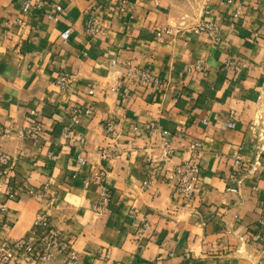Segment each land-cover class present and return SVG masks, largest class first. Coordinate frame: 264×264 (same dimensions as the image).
<instances>
[{
	"label": "crops",
	"instance_id": "obj_1",
	"mask_svg": "<svg viewBox=\"0 0 264 264\" xmlns=\"http://www.w3.org/2000/svg\"><path fill=\"white\" fill-rule=\"evenodd\" d=\"M191 159L185 199L165 175ZM40 216L47 264H264V0H0V246Z\"/></svg>",
	"mask_w": 264,
	"mask_h": 264
},
{
	"label": "built area",
	"instance_id": "obj_2",
	"mask_svg": "<svg viewBox=\"0 0 264 264\" xmlns=\"http://www.w3.org/2000/svg\"><path fill=\"white\" fill-rule=\"evenodd\" d=\"M33 5L31 1L26 2L23 5V10L28 12L32 9ZM62 8L57 6V15H62ZM214 26L212 24H204L198 31L206 32L212 31ZM85 33L88 38H98L103 35V28L100 22L96 18H92L88 21L85 27ZM131 78L140 83L143 86L150 84L158 85L160 81L154 77L149 69L144 68H131ZM67 79L61 77L58 80V84L62 89H65ZM77 123V120H74ZM234 123H230L229 126H233ZM31 135H38L40 133V126L33 124L31 126ZM108 131L112 132V126L108 125ZM165 141L162 146V162H166L172 157L173 151L170 148L167 137L168 133L164 132ZM199 143H195L192 146L193 157L198 156L197 149ZM80 164H83L84 159L79 160ZM240 160L235 159L233 164L235 167L239 165ZM3 163H7V159H3ZM201 175V169L197 163L192 159L187 163L177 166L169 174H166L165 179L173 182L185 199H191L194 195L195 185L198 182ZM12 197V196H11ZM13 198V197H12ZM111 194L108 189L104 186L101 187L100 193V209H103L110 201ZM255 239L259 242L264 243V236H256ZM0 251L3 254V262L7 263L12 257L20 253H24L29 260L35 264H47L55 251L66 252V247L63 244V235L61 231L53 225V223L46 217L40 216L34 222L33 235L26 237L20 241H17L10 245L4 242L0 246ZM77 259L70 253L67 254L66 264H76Z\"/></svg>",
	"mask_w": 264,
	"mask_h": 264
}]
</instances>
